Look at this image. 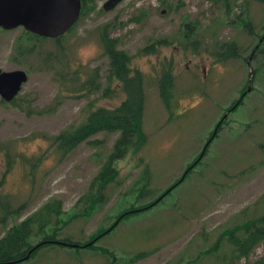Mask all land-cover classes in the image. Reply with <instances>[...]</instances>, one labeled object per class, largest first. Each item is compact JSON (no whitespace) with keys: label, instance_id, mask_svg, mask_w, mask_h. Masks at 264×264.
Instances as JSON below:
<instances>
[{"label":"rangeland","instance_id":"rangeland-1","mask_svg":"<svg viewBox=\"0 0 264 264\" xmlns=\"http://www.w3.org/2000/svg\"><path fill=\"white\" fill-rule=\"evenodd\" d=\"M105 1L85 0L58 38L0 29V69L27 73L11 101L0 98V237L57 202L60 213L42 230L34 225L28 240L35 249L50 236L47 245L17 264L264 257L258 244L235 259L230 241L264 216V0H122L110 11ZM103 35L129 56L130 74L142 76L145 140L113 161L111 179L102 181L96 177L117 132H99L67 153L54 137L124 98L108 75ZM230 43L238 57L218 61ZM93 70L94 85L83 87ZM165 71L169 106L159 92Z\"/></svg>","mask_w":264,"mask_h":264},{"label":"trees","instance_id":"trees-1","mask_svg":"<svg viewBox=\"0 0 264 264\" xmlns=\"http://www.w3.org/2000/svg\"><path fill=\"white\" fill-rule=\"evenodd\" d=\"M81 2L83 5L85 0H81ZM101 40L104 52L109 58L108 75L110 79L114 78L119 81L124 98L116 107H100L90 112L85 120L76 128L70 131H62L54 139L57 144V149L62 153H67L78 144L88 141L90 137L99 132H117L118 135L113 143L112 150L96 177V179H102L103 181L111 179L113 175L111 164L113 161L122 159L131 148H135L140 142L145 140L142 121L145 96L141 74L139 72L130 74L128 68L129 56L117 49L115 40L108 35H103ZM235 49L236 46L234 44H226L224 50L221 53L219 52L220 54H216V58L218 61L236 58L238 57V52ZM97 74V71L93 70L91 76L93 79L84 83L83 87L84 85H94V78ZM161 79L159 92L163 102L169 106L172 91V77L168 71H165ZM96 84L97 82L95 83V88L97 86ZM10 167L11 161H6V171ZM52 213L54 215L60 213L59 203L55 202L43 205L18 225L7 230L0 237V263L14 261L24 257L28 250L34 246L30 245L28 241L32 235L33 226L36 225L38 230L49 226ZM50 238V236H46L43 240L36 243L39 245L30 253V256L34 255L39 247L47 245L45 241H48ZM230 241L234 246L232 257L235 259L248 257L250 252L258 244H264V216L257 221L248 222L245 225L243 235H231ZM251 264H264V257L259 258Z\"/></svg>","mask_w":264,"mask_h":264},{"label":"water","instance_id":"water-1","mask_svg":"<svg viewBox=\"0 0 264 264\" xmlns=\"http://www.w3.org/2000/svg\"><path fill=\"white\" fill-rule=\"evenodd\" d=\"M121 1L106 0L102 7L105 11H110ZM81 7V0H0V29L10 30L22 26L26 31L39 37L57 38L75 24L79 18ZM262 39H264V35ZM251 74L252 71L249 72V84L243 95L251 89ZM26 80L27 73L22 69H0V98L8 102L11 101ZM57 243L81 247L76 243L61 241ZM88 245L90 242L82 247ZM34 247L28 250L24 257L0 264H14L24 261L30 256Z\"/></svg>","mask_w":264,"mask_h":264}]
</instances>
